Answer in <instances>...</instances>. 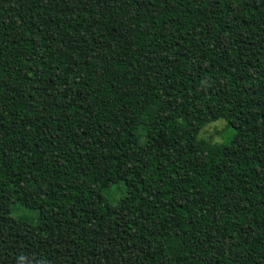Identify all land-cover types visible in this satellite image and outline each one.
Listing matches in <instances>:
<instances>
[{
	"label": "trees",
	"instance_id": "trees-1",
	"mask_svg": "<svg viewBox=\"0 0 264 264\" xmlns=\"http://www.w3.org/2000/svg\"><path fill=\"white\" fill-rule=\"evenodd\" d=\"M0 264H264V0H0Z\"/></svg>",
	"mask_w": 264,
	"mask_h": 264
},
{
	"label": "rangeland",
	"instance_id": "rangeland-1",
	"mask_svg": "<svg viewBox=\"0 0 264 264\" xmlns=\"http://www.w3.org/2000/svg\"><path fill=\"white\" fill-rule=\"evenodd\" d=\"M227 127V123L219 121L208 126L202 133V138L212 143H224L231 139L233 131Z\"/></svg>",
	"mask_w": 264,
	"mask_h": 264
}]
</instances>
